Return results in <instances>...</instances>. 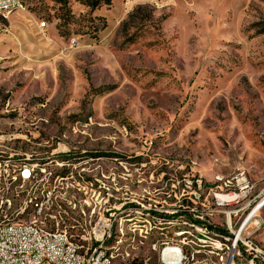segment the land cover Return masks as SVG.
Masks as SVG:
<instances>
[{
  "label": "rangeland",
  "instance_id": "374dc122",
  "mask_svg": "<svg viewBox=\"0 0 264 264\" xmlns=\"http://www.w3.org/2000/svg\"><path fill=\"white\" fill-rule=\"evenodd\" d=\"M24 5L0 16V161L75 165L82 184L61 180L52 201L75 197L92 219L104 214L103 182L113 206H166L184 179L219 194L244 173L235 192L260 206L253 237L264 245V0ZM140 211L113 209L106 237L129 261H154L164 240L221 235ZM211 222L224 229L220 215Z\"/></svg>",
  "mask_w": 264,
  "mask_h": 264
},
{
  "label": "built area",
  "instance_id": "2783aa9c",
  "mask_svg": "<svg viewBox=\"0 0 264 264\" xmlns=\"http://www.w3.org/2000/svg\"><path fill=\"white\" fill-rule=\"evenodd\" d=\"M24 1L0 0V6H11L12 13L24 10ZM75 168L64 161L17 163L13 158L0 161V264H229L237 255L250 258L251 264H264V245L253 237L254 226L259 225L254 199L250 191L235 192L234 188L248 182L244 173L223 181L219 194L203 191L201 179L194 183L184 179L185 188L166 193L168 199H174L171 203L164 201L166 206L139 202L128 206L125 200L118 207L113 206L109 199L111 183L103 182L104 214L92 219V211L81 210L75 197L58 200V207L49 206V194L53 188H59L61 180L82 184L76 181ZM56 171H64V178H56ZM40 180H47V197L36 213H53V220L44 222L45 230H38V223L31 219L22 220L23 205L33 196L35 184ZM225 186H232V193L223 192ZM230 202H240V209L228 210ZM123 208L152 212L155 222H192L205 231L221 233L229 247L227 262L218 263V254L196 251L188 241L167 240L153 245L154 261H129L123 253L112 252V245L104 247V240L112 231L113 209ZM215 215L223 218L224 229L213 228L211 220ZM58 221L67 222L66 235H58Z\"/></svg>",
  "mask_w": 264,
  "mask_h": 264
},
{
  "label": "bare ground",
  "instance_id": "6f19581e",
  "mask_svg": "<svg viewBox=\"0 0 264 264\" xmlns=\"http://www.w3.org/2000/svg\"><path fill=\"white\" fill-rule=\"evenodd\" d=\"M24 8H25V5H24ZM10 13H11V6H0V16L7 17ZM17 163H29V162H27V159H26V161H17ZM40 181H43V180H40ZM38 192H40V191H38ZM45 192H46V190L43 191L42 195H40V193H37V191H36L35 194H37V196H35V195H33L34 197L31 196V198L29 200H27V202L24 203V205H23L22 220H29V219H31L32 221L37 222L38 223V230H45V223L44 222H47L48 220H53V213H51V212H39V214L36 213V211L38 210L39 205L41 204V201H44L45 198L47 197V192L46 193ZM52 196H53V194L51 192L49 194V206L50 207H58L57 202L54 203V201H52ZM61 197H63V196H61ZM51 202H53L52 205H51ZM105 202H106V200H105ZM261 204H264V200L261 202ZM29 207H30V211L27 212V210H28ZM259 208H260V206L257 207L256 211ZM188 225L190 227H192V228H196L197 230H200V231H203V232H208V231L203 230L200 226L196 225L195 223L188 222L187 226ZM66 230H67V226H63L61 224V222L58 221L57 222L58 235H66ZM193 231H194V229H193ZM185 232H186V234H190L189 231H185ZM176 234H178V233H176ZM216 237H217L216 241L214 243H211V244H208L207 241L204 240L205 237L203 239H197L198 242L197 241H194L193 239H189V238H185L183 240H174V239H172V240H167V241H179V242H186V241H188V243L191 246H193L196 251L203 252V254H218V263H226L227 262V256H229V247H228L227 241H223V235L222 234L221 235H217ZM104 247H107L106 246V238L104 240ZM229 264H251V259L250 258H245L244 255H237V259H231L229 261Z\"/></svg>",
  "mask_w": 264,
  "mask_h": 264
},
{
  "label": "trees",
  "instance_id": "16d2710c",
  "mask_svg": "<svg viewBox=\"0 0 264 264\" xmlns=\"http://www.w3.org/2000/svg\"><path fill=\"white\" fill-rule=\"evenodd\" d=\"M58 2L60 3H67V0H57ZM86 4H88L89 6H92V7H96V6H99L101 4H106V3H109L111 0H84ZM65 222V221H64ZM67 223V222H65Z\"/></svg>",
  "mask_w": 264,
  "mask_h": 264
}]
</instances>
